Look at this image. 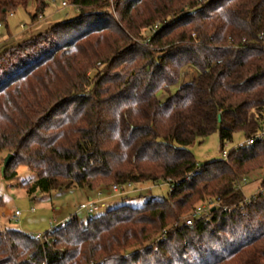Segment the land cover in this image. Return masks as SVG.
I'll use <instances>...</instances> for the list:
<instances>
[{"label":"trees","instance_id":"trees-1","mask_svg":"<svg viewBox=\"0 0 264 264\" xmlns=\"http://www.w3.org/2000/svg\"><path fill=\"white\" fill-rule=\"evenodd\" d=\"M31 1L35 22L46 0H0V23ZM71 1L75 17L0 56V168L14 155L0 178L25 165L30 193L161 181L170 192L75 213L48 240L9 227L0 264H264V178L249 201L238 185L264 167V139L203 165L190 148L264 124V0ZM190 66L197 76L159 99ZM207 197L219 205L186 224Z\"/></svg>","mask_w":264,"mask_h":264},{"label":"rangeland","instance_id":"rangeland-1","mask_svg":"<svg viewBox=\"0 0 264 264\" xmlns=\"http://www.w3.org/2000/svg\"><path fill=\"white\" fill-rule=\"evenodd\" d=\"M46 2L47 8L45 12L35 22L32 19V15L35 12V3L31 1L26 7H18L15 12L8 15L5 22L0 23V56L7 49L20 44L24 39L31 38L35 34L45 31L58 21L75 17L78 14V10L71 0H46ZM63 2H66V4H63ZM48 38H51V35ZM8 53L2 56L5 57ZM197 74L198 71L194 67H186L179 83L171 86L169 91L161 90L158 92L159 99L165 100L170 93L173 94L178 90L182 81L191 80ZM245 141L246 138L242 134L237 133L232 141H226L222 147L219 134L216 131L205 138L196 139L190 148L195 155L197 163L203 165L209 160L226 158L234 147ZM246 173L240 178L238 185L242 188L245 198L248 200L259 191L261 181L264 178V167L259 169V167L251 166ZM36 177L37 173L34 170L28 166L21 165L17 168V175L13 179L0 178V197L2 199L0 216L4 217V220L6 219L7 226L33 235L47 233L52 227L62 221H67L75 213L80 220L86 221L90 216L104 213L111 208L123 204L139 207L151 199L167 196L170 192V184L165 181L134 183L124 194L110 192V197L108 196L104 201L96 200L98 209L89 214L85 209H79L83 203L89 200L85 201L81 189L78 187L62 191L51 190L42 192L37 190L30 193L22 186L24 181L32 182ZM244 177L246 178L244 179ZM98 189L99 191L102 190V188ZM103 193L104 196H107L108 190ZM196 203L197 205L193 210L189 209L184 214V216H187L185 220L199 206H206L208 208L204 212L206 213L211 208L219 205V202L212 197H207L205 200ZM15 210L22 212L19 220L13 219ZM2 222L4 221L0 220V223ZM9 227L0 226V234L5 233V229Z\"/></svg>","mask_w":264,"mask_h":264},{"label":"built area","instance_id":"built-area-1","mask_svg":"<svg viewBox=\"0 0 264 264\" xmlns=\"http://www.w3.org/2000/svg\"><path fill=\"white\" fill-rule=\"evenodd\" d=\"M63 4H66V2H63ZM264 139V124L262 125L261 128H259L255 134H253L250 138H248L244 143H241L239 146H248V145H253L254 143H256L258 140ZM246 177H244L245 179ZM133 184L131 182H127L125 184H113L109 191L110 192H115L118 194H124L127 192V190L132 186ZM99 195H101V191L98 192ZM250 199H248L247 201H249ZM79 209H85L89 214L93 213L94 211H96L98 209V202L97 201H87L85 203H83ZM208 208L206 206H199L197 207L193 213L190 215V217H188L186 219V224H192L193 220L195 217L200 216L202 213H204ZM34 210V209H33ZM22 215V212L20 210H15L14 214H13V219L14 220H19L20 216ZM67 223V221H62L59 224L55 225L56 226H65ZM52 227V228H54ZM37 238H41L44 240H48L49 237L46 234H37L35 235Z\"/></svg>","mask_w":264,"mask_h":264},{"label":"crops","instance_id":"crops-1","mask_svg":"<svg viewBox=\"0 0 264 264\" xmlns=\"http://www.w3.org/2000/svg\"><path fill=\"white\" fill-rule=\"evenodd\" d=\"M79 189H81V192L85 198V201H87V200H89V201L90 200H93V201L103 200L104 201V199L108 198V196L110 194V191L108 190L107 196H104L103 192L105 191V189L101 190V193H102L101 195L98 194V192H100L99 189H94V190L87 189V188H79ZM0 220L4 221V222L0 223V226L4 225L5 227H9V226H7L6 219L4 220V217L0 216Z\"/></svg>","mask_w":264,"mask_h":264},{"label":"water","instance_id":"water-1","mask_svg":"<svg viewBox=\"0 0 264 264\" xmlns=\"http://www.w3.org/2000/svg\"><path fill=\"white\" fill-rule=\"evenodd\" d=\"M13 154L12 153H8L5 158H4V162L3 165L1 166V175H3L6 171L7 166L9 165L11 159L13 158Z\"/></svg>","mask_w":264,"mask_h":264}]
</instances>
